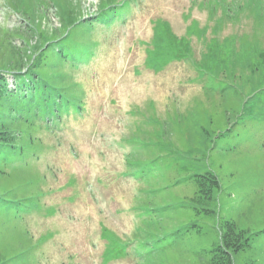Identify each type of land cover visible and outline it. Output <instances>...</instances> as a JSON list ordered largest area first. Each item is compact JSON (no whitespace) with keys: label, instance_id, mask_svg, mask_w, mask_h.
Wrapping results in <instances>:
<instances>
[{"label":"rangeland","instance_id":"1","mask_svg":"<svg viewBox=\"0 0 264 264\" xmlns=\"http://www.w3.org/2000/svg\"><path fill=\"white\" fill-rule=\"evenodd\" d=\"M0 76V264H264V0H0Z\"/></svg>","mask_w":264,"mask_h":264},{"label":"trees","instance_id":"2","mask_svg":"<svg viewBox=\"0 0 264 264\" xmlns=\"http://www.w3.org/2000/svg\"><path fill=\"white\" fill-rule=\"evenodd\" d=\"M27 79H32L31 74L26 75ZM20 79V78H19ZM38 82V79L32 80V83ZM23 85H26L25 83ZM5 86V79L0 76V96H5L8 98V103L10 105L14 104L13 100H17V102H26L27 103V109H30L28 111L35 112L37 115L41 114V110L36 111L37 109V104L33 98H29L26 96V91L22 88H17L16 90L13 91H7V87L2 88ZM28 91H31L30 96H35V95H45L46 97L50 98V95L48 94L49 92L47 89H45V86L42 84L37 85L36 87H31L28 88ZM51 91V90H50ZM43 96L44 98H46ZM12 103V104H11ZM49 104V101L47 102V105ZM9 110L12 111V114L9 115V117L14 121L15 119H20V114L18 110H16L13 107H9ZM33 112V113H34ZM29 113V112H27ZM14 124V122H12ZM6 142L7 145H11L12 140L11 138H8L6 132L4 130L0 129V151L3 150L1 143ZM215 175L213 174H206L205 179L208 182L205 181H200L198 182V187L199 190L198 192H205V194H211L214 189L218 190L219 189V183L216 181L217 178H214ZM216 177V176H215ZM202 178V177H201ZM227 231L221 236V243L212 251V256H211V263L212 264H233L232 260L230 259L231 252L229 250V247L231 245H234L235 249L236 248H242L244 246V241L241 239L244 237V235L240 232L237 231L235 226L232 223L227 224Z\"/></svg>","mask_w":264,"mask_h":264}]
</instances>
